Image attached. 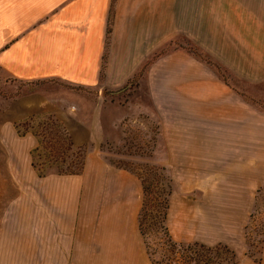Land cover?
I'll list each match as a JSON object with an SVG mask.
<instances>
[{
    "label": "crops",
    "instance_id": "obj_1",
    "mask_svg": "<svg viewBox=\"0 0 264 264\" xmlns=\"http://www.w3.org/2000/svg\"><path fill=\"white\" fill-rule=\"evenodd\" d=\"M111 2L0 0V70L23 82L116 88L182 35L234 75L264 79V0H114L101 79ZM138 82L160 123L171 179L194 182L201 210L241 213L223 227L242 230L264 182V114L183 47L155 56ZM34 110L0 105V264H151L138 230L140 179L94 151L80 174L39 177L36 138L14 126Z\"/></svg>",
    "mask_w": 264,
    "mask_h": 264
},
{
    "label": "rangeland",
    "instance_id": "obj_2",
    "mask_svg": "<svg viewBox=\"0 0 264 264\" xmlns=\"http://www.w3.org/2000/svg\"><path fill=\"white\" fill-rule=\"evenodd\" d=\"M173 46L183 47L189 52L195 51L194 54L204 61L208 58V66L220 78L222 76L218 70L223 72L229 85L264 114V108L257 103H264V79L252 81L234 75L182 35L160 47L158 56L165 54ZM163 50L165 52L162 53ZM155 55L153 54V58ZM149 64L150 59L146 60L143 66L147 67ZM146 67L142 70L143 73ZM140 77L135 78L134 75L127 84L116 88L90 89L77 88L80 86L69 85L56 79L23 82L8 77L0 70V105L8 108L14 104L16 111L28 107L35 109L16 121L38 115L62 120L74 143L85 146V158L89 151H94L109 164L126 169L138 178L143 177L149 181L162 178L170 184L171 191L179 189L178 195L174 197L175 212L169 221L166 220L168 229L176 241L183 244L192 241L205 243L200 239L211 235L230 239L231 244L218 243H225L235 251L237 264H253L252 261L260 264L264 248V182L256 187L255 201L252 210L247 214V222L244 228L236 233L234 228H225L223 225L226 219L235 220L241 213L201 210L200 192L191 188L194 182L173 181L170 177V171L163 161L167 150L161 147L163 139L160 123L151 115L148 89L140 86ZM31 125L28 123L25 126ZM211 199L218 202L230 200L227 197ZM5 200L6 197L0 195V210ZM200 218L206 219L214 227L200 223ZM149 240L152 244H158L160 235L153 232ZM144 250L143 244L145 254Z\"/></svg>",
    "mask_w": 264,
    "mask_h": 264
},
{
    "label": "trees",
    "instance_id": "obj_3",
    "mask_svg": "<svg viewBox=\"0 0 264 264\" xmlns=\"http://www.w3.org/2000/svg\"><path fill=\"white\" fill-rule=\"evenodd\" d=\"M114 0L108 16L105 50L100 78H104L106 53L111 35L114 17ZM165 52L164 50L162 53ZM195 53V51H193ZM161 53V52H160ZM159 52L155 55L157 56ZM153 58L150 59V62ZM210 62L208 58H205ZM144 65L135 75L143 73ZM226 84V75L218 70ZM82 88V87H77ZM105 93V91H104ZM253 100V99H251ZM254 101V100H253ZM264 108V103L257 101ZM38 120V122H37ZM31 123V126H25ZM19 136L31 133L37 141L30 150L31 164L39 177L48 174L71 175L80 174L85 164V146L76 145L62 120L51 117L28 116L14 122ZM142 186V203L138 212V230L143 238L146 255L151 264H237L235 251L225 243L208 245L199 241L186 244L176 241L166 224L171 186L161 178L149 181L139 177ZM160 235L158 244L149 240L151 233Z\"/></svg>",
    "mask_w": 264,
    "mask_h": 264
}]
</instances>
